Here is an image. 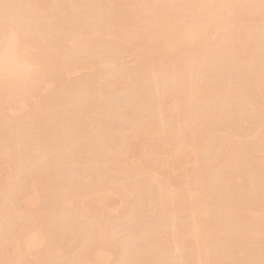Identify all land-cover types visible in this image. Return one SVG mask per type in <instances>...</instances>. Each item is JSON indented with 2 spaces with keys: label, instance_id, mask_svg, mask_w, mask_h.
<instances>
[{
  "label": "bare ground",
  "instance_id": "bare-ground-1",
  "mask_svg": "<svg viewBox=\"0 0 264 264\" xmlns=\"http://www.w3.org/2000/svg\"><path fill=\"white\" fill-rule=\"evenodd\" d=\"M67 1L0 8V264H259V0Z\"/></svg>",
  "mask_w": 264,
  "mask_h": 264
},
{
  "label": "rangeland",
  "instance_id": "rangeland-1",
  "mask_svg": "<svg viewBox=\"0 0 264 264\" xmlns=\"http://www.w3.org/2000/svg\"><path fill=\"white\" fill-rule=\"evenodd\" d=\"M66 1H67V0H66ZM69 1H71V0H68L67 2L70 3ZM64 3L66 4V2H64ZM67 6H68V5H67ZM69 7H70V10H71V11H74V10H72V8L74 9V7H76V6L71 5V6H69ZM76 8H77V7H76ZM75 11H78V10H75ZM75 11H74L73 13H75ZM71 13H72V12H70L69 14L72 15V16H71L72 18H73V15H76V14H77V13H75V14H73V13L71 14ZM70 15H68V17H69ZM68 17H67V18H68ZM71 17H70V18H71ZM72 18L69 19L70 22H71V21H73V22L75 21V19L73 18V19H74V20H73ZM77 19H79V18H77ZM77 19H76V22L78 23ZM69 20H68V21L66 20L67 23H69ZM79 20H81V19H79ZM28 21H29V20H28ZM31 21H32V20H31ZM32 22H33V21H32ZM35 22H37V20H36ZM61 22H62V21H61ZM61 22H60V20L58 19L57 23L60 24V25H59L60 27H61L62 24L67 25V26H70V24H73L72 26H74V23H75V22H74V23L71 22V23H69V24H67V23L65 24V23H63L64 21H63L62 23H61ZM24 23H25V22H24ZM26 23H27V24H31V22H30V23L26 22ZM26 23H25V25H26ZM57 23H56V24H57ZM33 24H34V22H33ZM33 24H32V25H33ZM58 24H57V25H58ZM80 24H81V22H80ZM32 25H28V26H30V28H32V27H31ZM64 25H63V26H64ZM78 25H79V23H78ZM78 25H77V26H78ZM26 26H27V25H26ZM28 26H27V27H28ZM35 26H36V24L34 25V27H35ZM59 26H58V27H59ZM77 26H76V27H77ZM60 27H59V28H60ZM61 28H62V27H61ZM68 28H71V27H68ZM74 28H75V26H74ZM63 29H64V28H63ZM66 29H67V27H66ZM125 54H126V53H125ZM125 54H124V56H125ZM121 55H123V54H121ZM127 55H128V54H127ZM127 57H128V56H126L125 58H124V57H120V61H121V59H122V60H123V63H124V61L126 60ZM128 59H129V57L127 58L126 62L128 61L127 63H129V64H126V66L130 67L129 65L131 64V59H129L130 61H129ZM120 63H121V62H120ZM121 64H122V63H121ZM124 64H125V63H124ZM122 65H123V64H122ZM132 65H133V63L131 64V66H132ZM123 66H124V65H123ZM126 66H124V68H126V71H127L128 69H127ZM130 69H131V71L134 70L133 67L130 68ZM130 69H129V70H130ZM129 70H128V71H129ZM48 71H49V70H48ZM48 71L45 72V75H47L48 77H45V75H44V77H43L44 80H45V81H48L49 83H50V82H53V83L55 84V83H56V82H55L56 79L54 78L55 75L53 74V75H54L53 78L55 79V80L53 81V78H52L51 72H49L50 74H48V73H47ZM128 71H127V73H128ZM129 72H130V71H129ZM81 73H82V72H81ZM130 73H131V74L128 73V75H129V77L132 76L131 78H132V81H133V78H134V79L136 78V73H135V76H134V72H130ZM82 74H83V73H82ZM132 74H133V75H132ZM130 75H131V76H130ZM49 77H50L51 79H50ZM45 78H48V79H45ZM56 78H58V77H56ZM72 78H73V77H72ZM72 78L69 76L68 79H72ZM74 78H77V76L74 77ZM131 78H130V79H131ZM49 79H50L51 81H49ZM63 79L65 80L66 78H63ZM63 79H61V80L58 79V82H59V81H62ZM79 79H80V78H78V79H76V80H79ZM64 80H63L62 84H63V83L65 84L66 80H65V81H64ZM73 80H75V79H73ZM76 80H75V81H76ZM42 81H43V80H42ZM45 81H44L43 85L45 84ZM132 81H131V82H132ZM134 81H135V80H134ZM134 81H133V82H134ZM58 82H57V83H58ZM67 82H68V80H67ZM67 82H66V83H67ZM69 83L73 84V81L70 80ZM74 83H77V81L74 82ZM58 84H61V82H59ZM58 84H55V86L58 85ZM38 85H39L38 88H36V87L34 86V88H36V89L34 90V88H33V90L30 91V92H32V93L35 94V95L38 94V92L40 91V89H41V88L43 89V86H40L41 84H38ZM58 86H59V85H58ZM39 88H40V89H39ZM137 89H139V88L136 87V88L133 90V91H134L133 93H135V94H136V92L139 93V92H140V91H139L140 89H139V90H137ZM136 90H137V91H136ZM33 94H29V96H27V97H31V95H33ZM29 99H30V98H29ZM30 100H31V99H30ZM108 117H109V116H108ZM108 117H106V118H107V122H108V120H109ZM109 118H111V117H109ZM114 118H115V117H114ZM114 118H113V119L111 118V119H112V121H114V123H115L116 118H115V120H114ZM118 120H119V119H118ZM103 121H104V119H103ZM112 121H110V124H112ZM117 122H118V121H117ZM117 122H116V123H117ZM252 122H253V123H256L255 121H253V120L251 121V120H250V121H248V122L246 123L247 125L244 126V129H245V130L247 129V131H249L250 128H252V125H253ZM104 123L106 124V121H104ZM118 123H120V124L122 123L123 125L125 124V123H123V122H120V120H119ZM107 124H108V123H107ZM248 124H249V125H248ZM246 126H247V128H245ZM250 126H251V127H250ZM124 127H125V125H124ZM253 128H254V126H253ZM248 134H249V133H248ZM56 138H57V137H56ZM58 138H60V137H58ZM60 139H61V138H60ZM247 139H249V138H247ZM61 140H62V139H61ZM57 141H58V143L61 142V141H59L58 139H57ZM57 141H56V143H57ZM248 141H249V140H248ZM54 142H55V140H54ZM57 145H59V144H57ZM0 146H1V145H0ZM53 146L56 147V144H53ZM53 146H52V147H53ZM2 147H3V145H2ZM54 149H55V150H54ZM54 149H51V150H53L51 153H54V151L57 152V149H58V148H54ZM47 152H48V151H47ZM49 154H50V153H49ZM49 154H46V155L49 156ZM54 154H55V153H54ZM258 156H259V155H258ZM261 156H263V155H260V157H259L260 159H262ZM55 157H56V155L54 156V158H53V155H51L50 159L53 158L54 160H50L49 158H47V159H48L49 161H52L51 163H53V162L55 161ZM44 159H45V158H43V161H44L43 166L45 165V161H46V160H44ZM48 160H47V161H48ZM47 161H46V163H47ZM49 161H48V162H49ZM51 163L49 162V163H47V165H48V164H51ZM47 165H46V166H47ZM43 166H42V167H43ZM44 168H45V166H44ZM142 197H143V195L140 197V200H141V201L144 200V199L142 200ZM245 200H246V198H245ZM134 202H135V201H134ZM138 203H139V200H137V201L135 202V204H137V205L134 204L135 208H137V209H138ZM140 204H141V203H140ZM142 205H143V204H142ZM145 207H146V206H144V207L142 206V209H145V210H142L143 212H141V213L139 212L140 210L134 209V211L136 210L137 213H136V211H135L133 214L136 213V216H137V214L140 213V214H139L140 216H138L139 221H140V218H139V217H143L144 214H145V217H146V216H147L146 214H148V213H145V212H144V211L147 212V210L149 211V209H148L147 207H146V208H145ZM139 208H140V207H139ZM247 208H249L248 205H247ZM146 209H147V210H146ZM150 210H151V209H150ZM143 213H144V214H143ZM141 214H142L143 216H142ZM149 214H150V213H149ZM247 215H248V214H247ZM150 216H151V214H150ZM150 216H149V215L147 216V217H148V220L151 218ZM145 217H143V218H144L143 221H145V223H146V222H147V223H151V222L154 221V219H153V218H154L153 215H152V217H153V218H152V219H153L152 221H151V220L147 221V219H146L147 217H146V218H145ZM248 217H249V215H248ZM250 217H251V216H250ZM135 218H137V217H135ZM143 218H142V219H143ZM78 219H79V218H78ZM142 219H141V220H142ZM165 220H166V219H165ZM121 222H123V221H119L120 224H121ZM140 222H142V221H140ZM119 223H118V225H116V226H119V225H120ZM125 223H127V222L124 221V222L122 223V225H123V224L125 225ZM130 224H131V223L129 222V225H130ZM120 226H121V225H120ZM126 226H128V225H125V226H124V229H126ZM120 229H121V228L119 227V230H120ZM124 229H122V230H124ZM114 231H116V230H114ZM120 231H121V230H120ZM120 231H118V232H120ZM234 239L237 241V239H236L235 237H234ZM257 240H259V239H257ZM257 240H255V241H256V242H259V241H257ZM233 241H234V240H233ZM255 241H254V243H256ZM234 243H235V242H234ZM232 244H233V243H232ZM42 248H43V250H42V249H41V250L44 251V250H45V249H44L45 247H42ZM47 248H48L47 250H50V247H49V246H48ZM253 248H255V250H256V252H257V249H258V248H257L256 246H254V244H253ZM253 248H252V249H253ZM248 249H249V251H250V247H249ZM255 250L253 249V250H252L253 252L250 251V252H252V253L249 252L250 255L253 254V253L255 252ZM258 250H259V249H258ZM50 251H51V250H50ZM130 251H131V253H130V254H131V257L133 258L134 256H132V255H133V252H135V251H134V249H133V250H130ZM132 251H133V252H132ZM260 251H261V249H260ZM256 252H255V253H256ZM255 253H254L253 255H255V256L259 255L258 253H257V255H256ZM130 254H129V256H128V260H129V258H130ZM134 254H135V253H134ZM260 254H262V253L260 252ZM257 257H259V256H257ZM132 258H130V261H129L130 263H129V262H126V263L131 264V262H132ZM126 261H127V259H126Z\"/></svg>",
  "mask_w": 264,
  "mask_h": 264
},
{
  "label": "snow or ice",
  "instance_id": "snow-or-ice-1",
  "mask_svg": "<svg viewBox=\"0 0 264 264\" xmlns=\"http://www.w3.org/2000/svg\"><path fill=\"white\" fill-rule=\"evenodd\" d=\"M19 6L20 5H14V4L7 3L6 0H0V8H4L5 10L13 8V7H19ZM219 6L224 7L225 5H219ZM227 6L231 7L232 5H227ZM259 6L262 10V13H264V0H259ZM28 7H32V5H28ZM201 7L213 8V7H217V5L205 4V5H201ZM246 264H255V262L249 261V262H246ZM259 264H264V259H261Z\"/></svg>",
  "mask_w": 264,
  "mask_h": 264
}]
</instances>
